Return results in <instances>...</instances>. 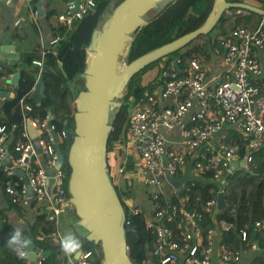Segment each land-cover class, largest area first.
Returning a JSON list of instances; mask_svg holds the SVG:
<instances>
[{"label": "built area", "instance_id": "2783aa9c", "mask_svg": "<svg viewBox=\"0 0 264 264\" xmlns=\"http://www.w3.org/2000/svg\"><path fill=\"white\" fill-rule=\"evenodd\" d=\"M94 7L95 0H63V9L56 19L70 30ZM243 14L238 11L233 16ZM61 38L56 35L50 43L55 45ZM263 49L264 14H256L251 25L236 26L219 39L218 46L211 51L212 62H202L193 55L180 66V57L169 59L154 85L148 87L143 83L140 95L132 101L122 143H115V147L122 149L120 164L114 169L120 194L114 187L128 207L127 215L124 212L125 224L133 216H141L152 236L148 261L151 253L156 256L155 264H213L214 253L221 263L240 261L239 251L224 246L217 250L216 245L217 234L232 227L223 218H217L226 205L228 175L242 169L230 170L231 162L242 157L239 145L225 140V131L231 127L246 136V168L255 165L258 151L264 146V70L256 54ZM51 52L57 57L55 48ZM209 62L216 63L212 74L207 69ZM31 65L38 74L46 71L43 58L32 59ZM11 78L12 72L0 69V91L14 90ZM33 88L17 101L20 122H0L3 188L14 201L40 206L47 219L58 226L60 215L74 212L67 188L69 175L65 174L63 164L56 168L62 153L56 144L59 146L66 139V133L63 128L57 131L53 123L49 127L47 116L36 115L35 107L39 104L31 98ZM28 127L35 130L34 136L29 134ZM52 131L56 133V142ZM35 137L40 152L34 149ZM129 158L132 165L127 168ZM15 170H21L22 176ZM198 179L210 184L204 199L192 195ZM138 183L148 188V200L124 194L134 191ZM220 193L223 208L218 206ZM255 227L264 228V221H256ZM62 236L57 230L51 239L59 243ZM238 236L251 250L263 243L249 241L246 228H240ZM44 237L36 235L38 240ZM42 251L38 247L39 264L44 259L40 256ZM95 254L103 264L99 249H82L77 258L65 255L66 264H94Z\"/></svg>", "mask_w": 264, "mask_h": 264}, {"label": "trees", "instance_id": "16d2710c", "mask_svg": "<svg viewBox=\"0 0 264 264\" xmlns=\"http://www.w3.org/2000/svg\"><path fill=\"white\" fill-rule=\"evenodd\" d=\"M121 1L95 0L94 9L87 13L74 28L66 30L63 24H59L55 28L54 32L62 37L55 46V50L61 60L63 71L56 60H51L52 70L41 73L43 75L46 98L39 105H36L35 113L42 118L47 115V110L50 109L52 112V123L57 131L63 128L65 122L69 130L73 131V112L75 109L72 104H74L73 102L78 92L85 89L84 80L80 74L85 67L86 48L92 31L102 25L103 20L101 18H104L105 12H111ZM213 1L169 0L159 9H151L145 15V24L131 34V40L125 46V63L127 64L138 56L199 27L212 10ZM230 1L245 2L254 6H260L261 3V0ZM112 2L113 4H111ZM35 3L36 0L33 4ZM238 11L245 12V14L234 17L233 14ZM55 13L56 11L53 8H49L46 11L48 17H53ZM255 16L256 13L245 9L229 8L222 13L209 33L199 35L181 49L159 60L164 59L166 62L169 59L180 57L183 60L180 66H183L188 59L196 55L202 62L211 61V51L218 46L219 39L226 37L229 31L236 26L251 25ZM227 21L230 25L229 28L224 27ZM214 30H219L216 35L213 34ZM195 40H201V42L191 46ZM35 56L34 54L22 55L25 66L20 70L19 88L15 90L14 97L0 99V122L2 120L6 123L20 122L17 101L36 82L38 70L35 67H31V61ZM158 61L148 64L130 78L122 92L121 105L116 108V112L113 114L112 130L106 149L108 173L113 184H115L114 169L120 164V155L122 153L121 148L115 147V143L118 140L120 141L122 137L114 132V128L118 126V129L122 130L123 134L126 133L130 101L132 102L140 95L142 91L141 81L148 87L154 85L162 69L159 70L160 67L156 65ZM1 70L13 72L15 71V66H1ZM70 81L73 82L71 86L69 85ZM225 132V140L238 144L240 156L243 157L246 153V136L231 127H228ZM59 146L64 155L63 170L68 176L70 173V168L67 164L69 146L66 144L65 139ZM258 152L255 165L238 169L228 175V186L224 192L226 205L217 213V218H223L232 224L229 230L222 231L220 239L222 244L232 249H240L241 246H244L245 244L241 243L238 236L240 228H246L249 241H263L258 249L251 250L250 264H264V228L258 230L255 227L256 221H264V146ZM131 165L130 160L126 167L130 168ZM4 179L5 176L0 168V264H29L25 258L14 254L6 246V241L16 228L9 220L8 212L14 211L22 217L31 209L34 214L26 221L27 228L23 229V234L31 239L35 246L48 251V256L42 260L41 264H66V256L61 251L60 244L55 243L51 239V235L57 230L63 233L61 227L63 225L59 224L56 226L55 223L48 220L46 211L41 210V207L33 202L14 201L13 196L8 195L4 191ZM209 185L205 180L198 179L195 187L192 188V195L204 199L207 196ZM131 193V190L124 192L127 197H130ZM122 204L127 215L128 207L125 203L122 202ZM207 223L212 225L210 221ZM67 225L71 228L70 232L81 239L83 243L82 249H99L93 242H89L85 235L76 234L73 230L72 222L69 221ZM37 234L45 235L44 239H36ZM125 237L129 256L133 264H155L156 256L152 255V253L148 261L152 236L145 229L141 216H133L132 220L125 224ZM92 261L94 264H101V260L96 254L93 256Z\"/></svg>", "mask_w": 264, "mask_h": 264}, {"label": "water", "instance_id": "95a60500", "mask_svg": "<svg viewBox=\"0 0 264 264\" xmlns=\"http://www.w3.org/2000/svg\"><path fill=\"white\" fill-rule=\"evenodd\" d=\"M162 0H122L110 13L100 28L92 31L86 51L85 67L80 76L84 79V88L74 99L73 131L66 122V144L69 146L67 164L70 168L67 188L70 201L77 216V225L86 231V239L98 244L103 264H133L125 237L124 208L114 184L112 183L106 161V149L112 130L113 108L121 102L116 99L121 95L130 78L150 63L158 61L175 52L201 34H207L229 8H240L256 14H264V8L249 3L230 0H214L213 7L205 21L196 29L152 49L118 70V61L122 50L131 40V34L145 24V15ZM36 15H44L43 0H36ZM103 20V18H101ZM62 69L61 63L58 64ZM15 66L11 83L14 90L0 91V99L14 97L19 88L20 70L25 64L20 61V52L15 50V41L0 43V67ZM176 66V65H175ZM46 69V66L44 67ZM31 98L36 104L46 98L43 75L38 74ZM48 126L52 124V112L47 110ZM29 134L35 130L28 127ZM57 141L55 131H52ZM34 149L40 152L38 139H33ZM57 150L59 149L56 144ZM246 153L240 160L232 161L230 170L246 168ZM64 162V155L59 154L56 168ZM5 164V161L3 162ZM1 165V163H0ZM22 176L21 170H15ZM27 181L26 178H23ZM32 190L28 188V195ZM129 204V202H127ZM218 206L223 208V195H218ZM38 247L29 245L25 258L32 264L37 262ZM79 255V254H78ZM78 255H74L77 258ZM42 258L48 251L40 253Z\"/></svg>", "mask_w": 264, "mask_h": 264}, {"label": "crops", "instance_id": "0c3cea01", "mask_svg": "<svg viewBox=\"0 0 264 264\" xmlns=\"http://www.w3.org/2000/svg\"><path fill=\"white\" fill-rule=\"evenodd\" d=\"M263 5L264 1L261 0L260 6L263 7ZM49 8H53L56 11L53 17H48L46 15V11ZM62 9L63 0H43L44 15L42 17H37L36 3H26L24 0H0V43L15 41V50L20 52V61H23V54H34L36 56L33 59L43 58L46 71H51V60H56L61 63L58 55L56 57L51 52V49L55 48L58 43L52 45L50 40L58 35L54 32L56 26L60 24L56 19V14ZM256 54L260 59V63L264 70V49L257 51ZM211 62H209L207 68L210 74L216 69V63L212 64ZM31 67L34 68L33 65H31ZM33 214L34 211L32 209L28 210L27 214L22 217L14 211H9L8 218L16 227L21 226L18 222H22V229H26V221L29 220ZM74 215V212L60 215L59 224L62 225L63 223L70 221L72 222L73 230L75 231L78 218H75ZM61 221H63V223ZM76 234L86 235V231L84 229H78V233L76 232ZM221 234L222 232L218 233L216 236L217 250L222 246L227 247L220 241L222 237ZM233 250L240 252V261L236 263H221L217 258L216 253H214L213 264H250L249 258L252 252L247 245L241 246L240 249Z\"/></svg>", "mask_w": 264, "mask_h": 264}, {"label": "clouds", "instance_id": "9594fccd", "mask_svg": "<svg viewBox=\"0 0 264 264\" xmlns=\"http://www.w3.org/2000/svg\"><path fill=\"white\" fill-rule=\"evenodd\" d=\"M21 226L16 227L7 238L6 246L16 255L23 258L27 254L29 245L32 244L31 239L23 234L22 222H18ZM60 249L66 256L78 255L83 247L81 239L69 232L63 235L60 240Z\"/></svg>", "mask_w": 264, "mask_h": 264}, {"label": "rangeland", "instance_id": "374dc122", "mask_svg": "<svg viewBox=\"0 0 264 264\" xmlns=\"http://www.w3.org/2000/svg\"><path fill=\"white\" fill-rule=\"evenodd\" d=\"M167 1H169V0H162L161 2H159L154 8H152V9H159L164 3H166ZM110 13V12H109ZM109 13H107L105 16H104V18H103V21H102V24L107 20V18H108V16H109ZM57 15V14H56ZM58 26V25H57ZM102 26V25H101ZM100 26V27H101ZM99 27V28H100ZM224 27L225 28H229L230 27V25H229V23H228V21L227 22H225V24H224ZM65 29H66V27H65ZM218 31L219 30H214L213 31V34L214 35H216L217 33H218ZM199 42H201V40H195L193 43H192V45L191 46H194V45H196V44H198ZM125 54H126V47L122 50V52H121V54H120V58H119V61H118V70H121V69H123V67L125 66ZM164 59H162V60H159L157 63H156V65H158L160 68H159V70L162 68V66H163V64H164ZM84 80V79H83ZM142 84H143V81H141L140 82V86H142ZM69 85L71 86V85H73V82H69ZM122 96H123V94H122ZM121 95L116 99L117 101H119V102H121L122 101V97ZM130 103H132L131 101H130ZM131 105V104H130ZM72 106H74L73 104H72ZM116 112V108H113L111 111H110V116L111 115H113L114 113ZM119 125V124H118ZM114 132L117 134V135H123V133H122V130H120V129H118V126H115V128H114ZM115 134V135H116ZM118 142V141H117ZM119 144H121L122 142L121 141H119L118 142ZM116 187H117V185L116 184H114ZM117 190H118V192H119V194H120V189L117 187ZM147 192H148V188L145 186V185H142V184H140V183H138L137 185H136V187H135V190L134 191H132V193H131V198H140V199H142V200H148L149 198H148V196H147ZM74 214H75V211H74ZM62 217V216H61ZM74 217L76 218L77 216H76V214L74 215ZM62 223H63V221H61ZM68 222L66 223H63L62 225L63 226H61L62 227V231H63V233L62 234H67V233H69L70 232V230H71V228L70 227H68ZM78 229H84V228H82L81 226H79V225H77V227L75 228V232H77L78 233ZM72 233V232H71ZM96 246H98L99 247V249H100V246L98 245V244H95Z\"/></svg>", "mask_w": 264, "mask_h": 264}]
</instances>
